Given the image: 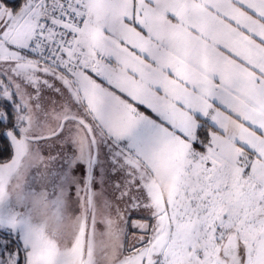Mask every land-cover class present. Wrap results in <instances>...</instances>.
<instances>
[{"label":"snow or ice","instance_id":"obj_1","mask_svg":"<svg viewBox=\"0 0 264 264\" xmlns=\"http://www.w3.org/2000/svg\"><path fill=\"white\" fill-rule=\"evenodd\" d=\"M0 264H264V0H0Z\"/></svg>","mask_w":264,"mask_h":264},{"label":"clouds","instance_id":"obj_2","mask_svg":"<svg viewBox=\"0 0 264 264\" xmlns=\"http://www.w3.org/2000/svg\"><path fill=\"white\" fill-rule=\"evenodd\" d=\"M34 207L36 212V221L38 223H46L50 235L63 238L65 234H67V229L57 223L51 205L46 204L42 197L35 198Z\"/></svg>","mask_w":264,"mask_h":264},{"label":"rangeland","instance_id":"obj_3","mask_svg":"<svg viewBox=\"0 0 264 264\" xmlns=\"http://www.w3.org/2000/svg\"><path fill=\"white\" fill-rule=\"evenodd\" d=\"M14 194H15V193H14ZM33 207H34V203H33ZM52 211H53V210H52ZM34 212H35V207H34ZM53 214H54V216H55V213H54V212H53ZM55 219H56V221H57L56 216H55ZM35 220H36V212H35ZM66 221H67V223H66ZM36 222H37V221H36ZM37 223H38V222H37ZM57 223H58V221H57ZM38 224H40V225L46 227L47 230H48V226H47L46 223H38ZM58 224L62 225L65 229H67V235H68V236H72V235H74V230H75V224H76V221H75V219L73 218V215H72V212H71V209H70V208H69V209L67 210V212H66V215H65V218H64L63 223H62V224H61V223H58ZM73 225H74V227H73Z\"/></svg>","mask_w":264,"mask_h":264}]
</instances>
